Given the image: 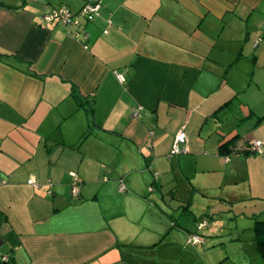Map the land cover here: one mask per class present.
<instances>
[{
    "label": "crops",
    "instance_id": "obj_1",
    "mask_svg": "<svg viewBox=\"0 0 264 264\" xmlns=\"http://www.w3.org/2000/svg\"><path fill=\"white\" fill-rule=\"evenodd\" d=\"M88 1L0 0L1 264H211L186 241L202 193L264 170V0Z\"/></svg>",
    "mask_w": 264,
    "mask_h": 264
},
{
    "label": "rangeland",
    "instance_id": "obj_2",
    "mask_svg": "<svg viewBox=\"0 0 264 264\" xmlns=\"http://www.w3.org/2000/svg\"><path fill=\"white\" fill-rule=\"evenodd\" d=\"M222 122L226 123V121ZM254 153L260 154L259 152ZM171 156L175 157V154ZM158 159L159 158H157V160ZM255 167L257 166L251 164L248 166L250 169L248 172L249 180L241 181L240 178L237 179V185L240 186V188L243 187V194L246 193V196H241V194L238 193L234 201L229 198H220L219 193L221 187L219 186L215 191V195L202 193L203 203L199 208L202 214L197 216L196 220L200 219V221H203L204 226L201 230L194 231L204 235L208 244L201 246V253L205 252L201 254V257L204 259L213 255L215 260L211 264H246L250 259V251L255 249V242L251 229L253 220H250L252 216L250 211L252 209H260V203L264 206V198L259 197L260 194L264 195V190L261 185V183L264 185V170L260 171V165H258V168ZM262 168L264 169V167ZM168 176L173 179V174H171V172H168ZM173 182L174 181H170V183L164 184L160 189H162L164 193L165 203L171 205V208H175L176 210L183 205L182 203H178L183 201L180 199H185L184 197L186 194H184L180 185L179 187L177 184L176 187L173 185ZM247 182L249 183V187L247 186ZM193 210L196 211V213L200 212V210H195V207L192 211ZM255 216L260 217V215ZM195 228H197L196 225ZM187 240L188 238L186 241ZM197 243L199 242L192 244ZM169 249H174L173 245H170Z\"/></svg>",
    "mask_w": 264,
    "mask_h": 264
},
{
    "label": "built area",
    "instance_id": "obj_3",
    "mask_svg": "<svg viewBox=\"0 0 264 264\" xmlns=\"http://www.w3.org/2000/svg\"><path fill=\"white\" fill-rule=\"evenodd\" d=\"M99 7V2L98 0H91L86 2L78 11V15H80L82 18L88 20L92 17V15L96 12V9ZM42 18L48 22L50 21H60L62 23H66L69 22L71 20V15L68 12V10L63 7L60 6L59 8L53 9L50 12L44 14L42 16ZM184 133L182 132V130H179L173 138L170 150H169V155H173V154H177L182 152L184 149L180 148V144H182L184 142ZM249 145V149L252 153L254 152H262V148H263V143L259 140H250L248 142ZM73 175V174H72ZM28 183L30 184H34L33 179H29ZM76 180L75 177L73 176V183H72V187H71V192L73 194H75L77 192V188H76ZM118 190L123 191L124 190V186L123 184L119 181L118 183ZM204 225L203 221H200L197 226L198 227H202ZM190 240L192 242H197L200 239L197 236H192L190 238ZM6 257L5 256H0V264L1 262H6ZM12 264V263H11Z\"/></svg>",
    "mask_w": 264,
    "mask_h": 264
},
{
    "label": "trees",
    "instance_id": "obj_4",
    "mask_svg": "<svg viewBox=\"0 0 264 264\" xmlns=\"http://www.w3.org/2000/svg\"><path fill=\"white\" fill-rule=\"evenodd\" d=\"M86 3V2H85ZM84 3V4H85ZM83 4V5H84ZM82 5V6H83ZM81 6V7H82ZM248 141V140H247ZM246 141V142H247ZM220 146H222V144H220ZM245 153H252L249 149V146L247 147V149H245L244 151ZM253 221H252V225H251V229H252V232H253V239H254V242H255V249L256 251L258 252V254L262 257L264 256V218L263 217H259V216H253L251 218ZM200 222V219L196 221L195 225L197 226V224ZM204 226V225H203ZM202 226V227H203ZM202 227H198L195 228L196 231H198L199 229H201ZM197 236L199 239H200V236L199 234H197V232H192L190 234H188V242L189 243H196V242H192L190 240V238L192 236ZM197 242H201L200 240L197 241Z\"/></svg>",
    "mask_w": 264,
    "mask_h": 264
}]
</instances>
